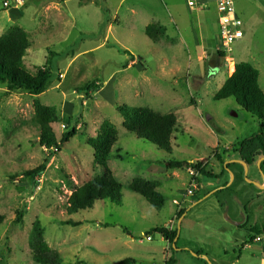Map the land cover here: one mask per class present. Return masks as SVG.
Masks as SVG:
<instances>
[{
  "label": "rangeland",
  "instance_id": "374dc122",
  "mask_svg": "<svg viewBox=\"0 0 264 264\" xmlns=\"http://www.w3.org/2000/svg\"><path fill=\"white\" fill-rule=\"evenodd\" d=\"M5 1L9 7L3 6ZM119 1L22 0V6L15 9L12 0H0V36L14 25L21 27L31 43L25 68L33 73L46 66L48 60L52 70L51 86L36 97L25 92L5 94V86L0 85V214L4 216L0 261L34 264L28 241L32 225L38 220L44 229V242L60 254L62 264H76L77 260L117 264L125 259L139 264H166L171 257L176 264H203L191 252H203L206 264H264V234L251 243L250 231L228 224L227 211L240 209V191L235 192L240 187H229L232 170L222 163L228 155L236 156L235 144L256 134L259 124L233 98L213 99L236 62L250 63L258 71V84L264 92V0H234L244 37L231 47L230 63L218 55L221 41L213 7L208 13L196 14L202 26L198 35L197 22L192 23L193 37L204 38L212 51L206 50L204 58H195L194 51L189 50L194 44H179L173 53L179 57L174 60L166 45L169 40L151 42L140 30L142 24L135 25L130 10L145 18H159L164 2L174 18L185 21L189 7L184 0H126L120 12L124 23L131 27L129 31L115 28L112 33L126 44L136 62L128 70L124 69L130 59L128 52L124 53L110 35L102 44L107 24L113 25L110 21ZM189 9L192 17L196 10H202ZM94 81L100 85L96 91L88 96L77 92ZM34 100L57 110L61 121L53 128L58 137L67 123L68 127L76 125L77 135L52 156L46 170L33 182L24 173L44 163L50 153L37 142ZM63 106L68 111H63ZM119 106L174 114L177 125L171 152L160 151L127 133L117 111ZM105 120L114 125L118 135L112 153L120 159L111 158L108 168L122 185L121 204L97 202L91 210L68 215L64 207L71 191L102 173L93 162L87 141L97 135ZM259 161L249 165L246 174L244 169L240 190L247 193L241 201L246 200L242 201L245 205L250 202L252 211H259L255 218L263 223L264 190L258 185L264 184V165ZM172 162L187 165L170 168L168 163ZM198 162L205 165V175H197V194L186 195L191 180L186 170ZM206 174L219 175V179H210ZM134 178L159 184L158 191L165 198L160 211L128 190ZM228 196L233 199L228 200ZM251 215L248 226L254 221ZM68 218L82 225L60 224ZM157 227L177 231L176 247L171 248L158 234L147 235ZM245 242L249 248L243 249ZM181 248L184 252L179 251Z\"/></svg>",
  "mask_w": 264,
  "mask_h": 264
},
{
  "label": "trees",
  "instance_id": "16d2710c",
  "mask_svg": "<svg viewBox=\"0 0 264 264\" xmlns=\"http://www.w3.org/2000/svg\"><path fill=\"white\" fill-rule=\"evenodd\" d=\"M81 1L92 2V0ZM144 34L153 43L167 38L165 29L156 24L148 25L144 30ZM30 46L28 34L17 25L10 27L0 36V85L5 86V94L25 92L36 97L51 86L52 70L50 66H47L49 65L48 60L46 66L36 68L33 73L25 68L24 57ZM218 55L224 57L221 53H218ZM258 79L259 73L251 64L236 62L234 72L225 80L213 98L215 101L233 98L237 105L250 114L259 124V130L256 134L234 146V152H237L241 161L247 165H251L264 157V92L259 87ZM99 86L97 81L89 82L79 87L77 92L88 96L89 93L96 91ZM117 111L122 118V127L127 133L154 145L160 151L167 154L171 152V140L177 125V118L174 114H159L148 108H131L127 106H119ZM33 112V121L38 128L37 142L41 148L50 152L44 163L24 173L25 178L34 182L35 178L46 170L52 156L77 135V130L76 125L68 127L67 123L64 125L65 131L58 137L53 128L54 124L61 121L57 110L54 107L43 106L39 101L34 100ZM116 142H118L117 131L114 125L107 120L100 124L97 135L88 139L87 146L93 152V162L101 168L102 173L71 191L64 207L68 215L91 210L97 202L109 201L116 206L121 204L122 185L108 168V161L111 158L120 159L119 155L116 156L112 153ZM216 159L220 161L218 156H216ZM168 164L170 168H181L183 165H187L179 162ZM189 166L199 174L205 175L204 170L206 167L202 162L190 164ZM230 168L231 166L227 165L225 169ZM206 176L210 179L219 178V175L213 174H206ZM195 180L198 182L197 178ZM158 188V183L143 178H134L128 185L129 191L142 197L156 211H160L165 202V198L158 191ZM182 214L183 212H180L179 216ZM17 216L16 220L19 221V214ZM3 221L4 216L0 214V225ZM60 224L78 227L82 225V222L68 218L61 221ZM251 233L250 242L261 233L264 234V224L253 227ZM154 234L160 235L172 245L177 236V231L157 227L147 232L148 236ZM43 235L44 229L40 222L35 220L28 241L32 262L34 264H62L60 254L47 246L43 240ZM200 253L203 255V252ZM199 261L206 264L203 260ZM79 263L86 264L77 260L76 264ZM0 264H2V261H0ZM117 264L139 263L133 259H125ZM166 264L176 263L171 257L166 261Z\"/></svg>",
  "mask_w": 264,
  "mask_h": 264
},
{
  "label": "crops",
  "instance_id": "0c3cea01",
  "mask_svg": "<svg viewBox=\"0 0 264 264\" xmlns=\"http://www.w3.org/2000/svg\"><path fill=\"white\" fill-rule=\"evenodd\" d=\"M125 1L126 0H120L117 3V6L115 8V12H114V15H113V19H111V21H110V22H113V25L114 26L112 24H110V23L107 24V26H106V33L104 35V40H103V43L102 44L105 43L104 41H106L108 35H110L112 37L114 43L116 45H118V47L121 48L124 51V53H127L128 52V48H126L127 47L126 44L122 40H120L119 38H117V36H114L116 33H114V34L112 33L115 28L118 29V28L121 27L122 30L127 29L129 31V27H131V26H127V23H124V21H123V15L120 12L122 5L125 4ZM184 3L186 4L185 0H184ZM186 7L188 8L187 4H186ZM212 7L216 11L217 20L215 21V23H216V26H217V34H219L218 14H217V9H216V5H215L214 0H208L207 4L204 6V8H202V10H199V11L196 10L195 11V14H193V17L191 15L190 9L188 8L187 9L188 15H186L187 18H186L185 21H180L179 19L174 18L171 10H168V8H167V6H166V4L164 2L161 4L162 15L159 18L157 16H153L151 18H145L143 16V14L136 13L132 9L130 10V15L133 17V21H135V25L138 22H140L142 24V28L140 30H142L143 33H144L145 28L148 25H152V24L160 25V26H162L165 29L167 40H169L168 43H170V42H173L174 43V44H172V43L171 44H168L167 41H166V45H169L168 51L172 53V59L177 60V58L179 57L178 54H177V58L175 57V54H173V53H175L174 51L177 50L176 48L177 47L179 48V44L180 45L187 46L189 43L190 44H194V47L193 48H190L189 47V50L191 51V53H192V51H194L195 58H196V55H197V58H204L205 57V51L206 50H208V52L209 51H212V48H211V46H209V45L207 46L204 43V38L201 37L200 39L198 38V40H197L195 37H193L195 27L192 26V23L193 22L194 23L197 22L196 23V28H197V35H198V33L200 31L198 28L201 26V23H200V20L198 19V17H197L196 14H199L201 12L208 13V11ZM16 8H20V7L15 6V9ZM189 14H190V16H189ZM237 15H238V13H237ZM15 19H18V16H15ZM102 21H104V16L102 17V20L100 22L102 23ZM179 21L181 22L180 24H179ZM198 24H199V26H198ZM203 28H205L206 30L209 29L208 26H204ZM242 32H243V37H244L243 22H242ZM102 44H101V46H102ZM128 56H129L130 59L127 61L126 66H124L125 67L124 68L125 70H128L131 66L136 65L135 64L136 62L132 58L130 52H128ZM26 57L27 56L24 57V60L26 59ZM190 59H191V56H190V54H188V60H190ZM188 66H189V63H188ZM228 72H229V69H228ZM233 72H234V65H233V71L231 72V74L228 75V77H230ZM217 73H218V71H217ZM65 110L68 111V109H66V106H63V111H65ZM231 159L241 161V159L239 158L238 153L236 154V156H234V158H231L230 155H228V157L226 159H224V161H222V163L226 162L225 167L227 165H229V166L231 165V168L230 169L232 171L231 170L230 171L233 174V179L229 183V187L234 186V185H238V187L241 188V181H242L241 179L243 177H245V176L242 175L243 174V171H244V167L241 164L237 163V162L230 161ZM263 163H264V161L261 164L264 165ZM256 175L261 176L258 173H256ZM218 179L219 178H216V179H213V180H218ZM250 180L252 182L258 183L252 177L250 178ZM259 184L263 185V187L261 186V188H258V187L257 188L264 190V184L261 183V182ZM250 185H252V184L250 183ZM236 188H237V186H236ZM240 188H237V190H235V192H239V191L241 192L242 190H240ZM242 189H243V187H242ZM240 192H239V195H238L239 198H240V201H239V207H240V209L237 207L239 211H236V209L234 211H233V209L231 211L228 210L226 217H227V220L230 222V223L228 222V224L231 227H234V228L237 227V230H241L242 228H244V229H247L248 231L251 232V230H252L253 227H256V226H259V225H263L264 224V221H263V223L262 222L259 223L257 221V218H255V215L259 211L256 210L255 211L256 213H254V211H252V209L254 207L252 206V204L250 202L247 205H245L243 202H245L246 200H242L243 201L242 202L241 201V198H243L245 195H247V193H246V191H242V193H240ZM195 194H197V193H195ZM227 199L228 200H232L233 197L232 196H228ZM250 214H252L251 215V217H253L252 218V221H253V219H254V221L251 223L250 226H248L249 225V222H250ZM232 217H234V218H232ZM236 219H239V220H236ZM258 237H260V236H258ZM177 241L178 240H175L174 239L173 244L170 245V247L172 248L173 245H175L176 243H178ZM251 243H254L253 240L251 241ZM242 248L243 249L244 248H249V245H247V242H245V244H243ZM261 248L264 251V246H262ZM175 251L176 250H174V252ZM179 251L180 252H184V249L181 248V249H179ZM200 255H202V254H200ZM199 260H202V259H199Z\"/></svg>",
  "mask_w": 264,
  "mask_h": 264
},
{
  "label": "built area",
  "instance_id": "2783aa9c",
  "mask_svg": "<svg viewBox=\"0 0 264 264\" xmlns=\"http://www.w3.org/2000/svg\"><path fill=\"white\" fill-rule=\"evenodd\" d=\"M187 6L192 9H202L207 4L208 0H185ZM217 14H218V27H219V37H220V47L217 49L219 53H222L229 62V53L231 52V47L235 42L239 41L243 37L242 32V21L237 15L235 10L234 0H214ZM15 6L21 7L22 0H12ZM4 7H9L8 2L3 3ZM230 63V62H229ZM187 174L191 177L189 188L186 191V195H194L198 188V183L195 180L197 178L198 172L192 168H187ZM176 204V202H174ZM150 242V238H147ZM256 241H260L259 238Z\"/></svg>",
  "mask_w": 264,
  "mask_h": 264
},
{
  "label": "water",
  "instance_id": "95a60500",
  "mask_svg": "<svg viewBox=\"0 0 264 264\" xmlns=\"http://www.w3.org/2000/svg\"><path fill=\"white\" fill-rule=\"evenodd\" d=\"M263 161H264V157L260 158V161H259V162H263ZM234 162H237V163L241 164V165L244 167V169H245V173H247V171H248V166H249V165H247V164L244 163L243 161H234ZM251 184H252V183H251ZM258 187L261 188L260 185H258ZM175 240H177V239L175 238ZM174 246H175V245H173V248H174ZM191 254H192L195 258L205 260L206 263H208V260H207V258H206L204 255H199V254H195V253H192V252H191Z\"/></svg>",
  "mask_w": 264,
  "mask_h": 264
},
{
  "label": "clouds",
  "instance_id": "9594fccd",
  "mask_svg": "<svg viewBox=\"0 0 264 264\" xmlns=\"http://www.w3.org/2000/svg\"><path fill=\"white\" fill-rule=\"evenodd\" d=\"M196 193V192H195Z\"/></svg>",
  "mask_w": 264,
  "mask_h": 264
}]
</instances>
